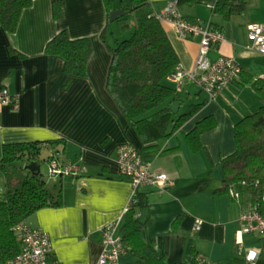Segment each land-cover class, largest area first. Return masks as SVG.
Returning a JSON list of instances; mask_svg holds the SVG:
<instances>
[{"label": "crops", "instance_id": "0c3cea01", "mask_svg": "<svg viewBox=\"0 0 264 264\" xmlns=\"http://www.w3.org/2000/svg\"><path fill=\"white\" fill-rule=\"evenodd\" d=\"M55 1L33 0L22 10L15 30L9 31L0 23V87H8L19 98L18 107L0 104V145L51 140L49 161L55 155L63 164L81 166L78 173L66 176H53L49 169L47 186L49 183L54 194L61 192L65 204L43 207L26 222L49 232L51 256L63 264H100L103 228L119 222L116 232L121 233L133 198L131 180L122 173L118 161L119 148L133 143L141 150L146 143L108 89L113 60L110 46H116L121 37L110 30L112 21L105 0H63L59 18ZM150 1L154 11L161 12L169 0ZM200 5L211 7L209 19ZM181 7L191 20H212L224 32L225 39L210 51L213 59L235 55L255 78L264 77V59L257 56L264 53L244 48L246 24L264 21V17L236 20L234 14L224 19L213 14V7L206 2ZM161 21L180 64L194 68L201 38H183L170 21ZM61 31L72 39L91 40L93 50L86 75L69 74L64 57L48 52V43ZM169 83L175 86L172 79ZM181 96L179 111L188 110L193 102L204 105L182 128L145 151L153 169L169 173L170 182L164 187L145 184L139 188L149 199L143 213L148 217L144 237L170 263L201 264L199 259L203 258L202 264H264V250L256 260L247 258L250 247H263L258 234L241 231L240 216L249 207L247 199L240 201L219 191L226 176L222 159L237 147L235 125L259 108L261 97L252 82L239 80L229 83L214 98L198 84L188 82ZM211 114L217 118V125L202 134L205 148L193 151L185 135ZM0 177L2 197L6 186L5 178ZM199 219L203 223L198 229ZM119 264L145 262L125 252Z\"/></svg>", "mask_w": 264, "mask_h": 264}, {"label": "trees", "instance_id": "16d2710c", "mask_svg": "<svg viewBox=\"0 0 264 264\" xmlns=\"http://www.w3.org/2000/svg\"><path fill=\"white\" fill-rule=\"evenodd\" d=\"M33 0H0V23L9 31L15 30L22 10ZM180 5L213 3V14L229 19L247 7V0H179ZM109 16L116 8L132 9L120 16L121 29L133 28L129 37L110 46L113 60L108 76V89L121 109L146 143L141 153L155 148L158 142L182 128L203 107L204 102L191 103L188 110L175 113L174 101H182L181 92L169 83L171 74L180 64L177 51L161 19L154 13L150 0H105ZM63 0L55 1V15H63ZM134 22V23H132ZM212 27L220 28L209 21ZM221 29V28H220ZM104 37L106 38L105 32ZM48 52L60 54L65 59V70L71 75H86L93 46L87 37L72 39L66 31L59 32L47 46ZM241 83L252 82L261 97L259 108L245 115L235 125L237 147L225 156L224 185L219 191L233 188L249 206L264 211V77L255 76L243 68ZM217 125L211 114L200 119L185 135L193 151L205 148L202 134ZM51 140L5 142L0 145V174L5 178V192L0 197V264L22 251V240L15 229L17 224L47 206H63L61 192L54 194L47 186L42 170L29 167L32 162L42 164L43 151ZM149 205L146 193H136L126 211L121 234L127 252L142 259L145 264L170 263L158 254L144 237L148 217H143Z\"/></svg>", "mask_w": 264, "mask_h": 264}, {"label": "built area", "instance_id": "2783aa9c", "mask_svg": "<svg viewBox=\"0 0 264 264\" xmlns=\"http://www.w3.org/2000/svg\"><path fill=\"white\" fill-rule=\"evenodd\" d=\"M213 7V3H209ZM164 21H170L177 33L183 38H201L200 51L194 68L189 69L179 64L171 74L177 91H182L188 82L198 84L209 98H214L229 83L237 81L243 72V65L235 55H220L212 58L210 51L225 39L220 28L212 27L209 22L191 20L183 11L179 0H169L161 12L154 11ZM247 41L244 48L264 53V21H251L246 24ZM0 104L19 106V98L8 87H0ZM123 174L129 177L133 187V197L145 184L164 187L170 182V175L165 171H155L153 162L141 153L133 143H125L119 148L118 158ZM81 166L78 163L63 164L55 155L50 158V173L53 176L76 174ZM231 195L240 198L235 189ZM241 231L259 235L263 247L252 246L247 251L249 260H256L264 250V211L257 206H249L240 216ZM203 219L197 221L199 229ZM119 222H111L103 228L104 250L100 256V264H119L120 257L127 252L122 234L116 232ZM22 240V251L1 264H63L52 257L53 242L47 230L34 227L22 221L15 227ZM202 264L205 259L200 258Z\"/></svg>", "mask_w": 264, "mask_h": 264}, {"label": "rangeland", "instance_id": "374dc122", "mask_svg": "<svg viewBox=\"0 0 264 264\" xmlns=\"http://www.w3.org/2000/svg\"><path fill=\"white\" fill-rule=\"evenodd\" d=\"M118 2H120V0H116V5ZM200 8H201V12H203V14L206 17L208 16V19H209L212 15L211 7L207 5L206 7L200 5ZM184 9L186 10V6L184 7ZM246 16H251L252 18L264 17V0H247V7L242 12L235 14V16H233V19L237 18L236 20H238L240 17H246ZM110 30H116L117 34L121 37V39H123L131 35L133 28L124 31L120 27V22L112 21ZM257 56L260 59H264L263 55H257ZM188 104L185 106L187 107ZM49 156H50L49 150L45 149V151H43V161L41 165H42L43 176L47 182L49 181V169H50ZM0 181H1V177H0ZM48 185L50 187L49 183ZM0 186H2L1 183H0Z\"/></svg>", "mask_w": 264, "mask_h": 264}, {"label": "water", "instance_id": "95a60500", "mask_svg": "<svg viewBox=\"0 0 264 264\" xmlns=\"http://www.w3.org/2000/svg\"><path fill=\"white\" fill-rule=\"evenodd\" d=\"M132 9H124V8H116L113 11H111L110 13V20L111 21H115L117 20L120 16H125L128 15L130 13H132ZM180 106H181V101H174L171 103V108L172 110L177 113L180 110ZM29 167L33 170H42V165L37 163V162H32Z\"/></svg>", "mask_w": 264, "mask_h": 264}]
</instances>
